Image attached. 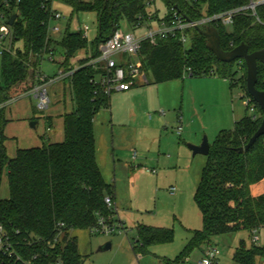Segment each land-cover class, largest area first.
Masks as SVG:
<instances>
[{
  "label": "trees",
  "instance_id": "trees-1",
  "mask_svg": "<svg viewBox=\"0 0 264 264\" xmlns=\"http://www.w3.org/2000/svg\"><path fill=\"white\" fill-rule=\"evenodd\" d=\"M72 13L95 11L99 35L89 44L80 30L72 31L67 22L61 39L65 70L74 69L73 58L86 49L93 57L100 54L99 44L111 37L115 29L147 17L159 0H65ZM169 18L172 8L189 19L214 14L244 5L248 0H161ZM5 12L8 20L17 14L11 30V44L22 42L16 52H1L0 88V190L5 176L9 196H0V225L6 230L13 255L0 258L1 264H82L78 239L71 232L90 229L101 215L112 213L105 203L114 195L97 160L94 120L104 106L109 107L111 95L96 81L102 69L86 64L76 69L69 82L74 107L64 114V140L45 142L42 146L19 148L15 157L7 152L5 103L29 92L38 82V72L45 53L50 52L54 39L50 25L56 9L53 0H8ZM156 8V7H155ZM156 11H159L156 9ZM154 18L161 17L156 12ZM222 48L232 50L242 42L249 52L264 49V27L254 23L250 15H239L231 25L216 26ZM191 43L184 45L176 38L163 39L157 45L148 42L141 50L143 69L153 76V83L175 78L218 75L230 81L231 88L239 83L247 92V65L237 60L222 62L209 47L208 38L198 30L190 32ZM237 62L239 75L234 71ZM257 87L264 90V63H258ZM150 83V82H149ZM136 86V85H135ZM255 102V101H254ZM257 118L246 114L234 128L221 130L210 147L207 162L195 192V201L202 214L203 226L193 232L189 245L175 262L179 264L188 253L202 244H211L221 235L264 228V136L248 150L239 151L259 128L264 112L255 102ZM135 248L144 251L150 245L171 242L173 228L141 224L137 228ZM61 237V239H60ZM264 259V244L240 241L233 253L236 264H258Z\"/></svg>",
  "mask_w": 264,
  "mask_h": 264
},
{
  "label": "rangeland",
  "instance_id": "rangeland-1",
  "mask_svg": "<svg viewBox=\"0 0 264 264\" xmlns=\"http://www.w3.org/2000/svg\"><path fill=\"white\" fill-rule=\"evenodd\" d=\"M7 3L8 0H0V28L8 21L5 12L6 7L9 6ZM53 7L62 12L63 17L53 22V24L59 25L62 31L53 35L55 42L52 48L54 50L52 54L45 53L41 61L40 71L49 76H54L61 69V64L58 62L64 56L61 39L68 21H70L72 31L79 30L82 25L89 26V44L95 41L99 35V22L95 11L72 13L70 5L65 0H53ZM149 10L160 16H165L167 12V8L161 0L152 5ZM122 26L124 29L135 31L129 28L126 22H123ZM226 28L231 30L232 27L227 25ZM1 34L0 32V88L2 85L1 52L4 49L16 52L23 48L20 41L14 47L12 46L11 34L3 37ZM76 57L71 61L74 62V67L79 68L85 65L82 64L81 59L75 60ZM116 59L119 60L120 57L116 56ZM234 71H237L239 75L240 70L237 62L234 65ZM60 86V82L56 81L47 87L48 95L51 98V105L48 108L41 110L38 107V98L33 94L22 96L24 93L5 104V117H22L28 111L33 117L32 121L38 122L37 128L34 129L31 125L32 121L29 120L28 126L33 127L32 132L42 133L45 128L48 132L49 124L46 122L45 125L44 120L49 113L57 112L56 110L52 111V106L59 99ZM117 94L120 93L114 92L111 95V109L104 106L95 116L99 165L106 180L115 186L120 198L125 202V208H129L130 212L132 210L137 212L136 208L144 212L145 220L138 221L173 228L174 239L171 242L150 245L146 250L138 251L135 248L138 222L137 224L133 222L135 224L132 225V228L129 226L127 232L120 234L110 235L90 229H76L71 234L78 239L82 264H165L166 262H175L186 252L193 232L203 226L202 214L195 201V192L201 179L203 167L207 162V155H193L190 152L189 161L186 160L179 165L168 167L153 161L145 165V171H141V169L132 166L133 164L128 168L124 167V163L131 162L129 157L126 158L124 154H129L132 148L136 154H156L154 156L157 157L166 156L174 151L179 152L178 140H181L187 129L184 127L182 135L179 136L177 115L181 113V106H184L188 116L187 121L193 124L194 133L198 134V143L201 144L207 137L212 145L221 130L233 129L237 120L250 114L245 105L246 88L241 83L231 88L230 81L218 75L191 77L187 74L185 78L153 83V76L150 73L146 81L137 78L135 87L116 98ZM1 106L3 105L0 104V112ZM149 121H153L152 124L157 126L150 128ZM43 141L44 143L49 142L47 139H43ZM186 142L195 144L189 140ZM12 144L10 151H12ZM147 169H155L158 173H147L149 172ZM139 174L145 176L147 181L144 183L146 184L145 189L138 192L135 200L134 183H138L139 180L136 181L135 178ZM172 188L176 189L175 195L171 193ZM257 235L259 240L256 244H264V228L260 229ZM242 240H245L248 245L252 244L253 237L248 230L216 237L212 241L213 244H209L216 245L221 251L216 264H236L233 260V253ZM109 241L112 242V247L104 249V245ZM206 248V244H202L191 250L183 260H180L179 264H197V261L204 256ZM258 264H264V259H259Z\"/></svg>",
  "mask_w": 264,
  "mask_h": 264
},
{
  "label": "built area",
  "instance_id": "built-area-1",
  "mask_svg": "<svg viewBox=\"0 0 264 264\" xmlns=\"http://www.w3.org/2000/svg\"><path fill=\"white\" fill-rule=\"evenodd\" d=\"M8 4L9 2L7 5ZM171 13L169 18H164L162 16L154 18L153 13L149 11L147 17L143 16L132 25L126 22L129 28L135 30L133 32L124 29L122 25L119 26L115 29L110 38L99 44L98 49L100 54L97 57H93V52L90 48L79 53L82 57L80 58L81 60L88 59L86 64H91L96 69H102V72L96 76V81L100 83L103 87V91L107 95L110 96L117 91L130 90L136 85L137 78H141L145 81L147 80L141 56V50L145 42L151 45H157L160 40L176 38L184 45L189 46L191 43L190 32L194 29H207L210 26L232 25L235 18L239 15H250L253 17L254 23L264 27V0H248L244 5L219 13L206 14L197 19H189L175 8H172ZM62 17V12L56 10L50 25V34L53 39V35L62 31L61 27L53 24V22L55 20H60ZM79 30L83 33V36L88 39L89 26L82 25ZM0 32L2 33L1 37L12 35L8 21L0 28ZM53 50L54 49L51 48V54ZM116 56H119L120 59L117 60ZM63 60L64 56L58 62L61 64ZM237 61L238 64H241L244 59H237ZM76 69L78 68L75 67L71 70H65V68L61 66L59 72L54 76H47L39 71L37 75V84L24 95L33 94L39 100L38 107L44 110L49 107L51 102L47 87L56 81L71 78ZM245 96V105L247 109L254 118H257L254 100L249 95ZM177 131L179 134H182L183 126L179 125ZM133 156L136 157L137 154H133ZM147 170L152 173L157 172L155 169ZM172 192L175 194L176 189L172 188ZM105 203L111 208L112 213L107 216L101 215L92 230L110 235L127 232L128 228L125 223L116 216V207L113 197L106 196ZM258 231L259 230H255L253 233V242L255 243L259 240V236L257 235ZM13 252L7 240L6 230L0 225V258L6 254L13 255ZM220 254L221 251L216 245H208L204 256L197 261V264H216ZM26 264L31 263L27 262Z\"/></svg>",
  "mask_w": 264,
  "mask_h": 264
},
{
  "label": "crops",
  "instance_id": "crops-1",
  "mask_svg": "<svg viewBox=\"0 0 264 264\" xmlns=\"http://www.w3.org/2000/svg\"><path fill=\"white\" fill-rule=\"evenodd\" d=\"M80 58H82L81 55L76 57L75 60L80 59ZM72 63H74V62H72ZM47 76H49V75H47ZM57 82H60V85H61L60 90L61 91H60V94L58 93L59 99L57 101H55L53 104L54 106H52V111L56 110L57 112L55 111L56 112L55 114L53 112L49 113L47 115L46 119L45 120L43 119L45 125H46V122H48V124H49L48 132L46 131V128L44 129V131H42V133L32 132L33 127H34V129L37 128L38 122L36 121V125L33 126L32 128H30V126H28L29 120H31V121L33 120V117L30 116L31 113H29L28 111H26L22 115V117L7 118L8 122H7V125L5 127V134L7 136V140H6L7 152H8V155L10 156V158L15 157L17 150L19 148H30V147L42 146L44 144L43 139H47L50 142H61L64 140V136H65V133H64V114L66 112L71 111L74 107V103L72 100L73 94H72V89L70 87L69 82L67 83L65 80H61V81H57ZM130 90L117 91V93H120V94H117L116 98L119 97L118 95H120V96L124 95L126 92H128ZM68 92H69V94H68ZM22 96H25V95H22ZM70 97H71V100H70ZM111 99H112V96L110 98V105H109L110 108L109 109H111V103H112ZM58 104H60L62 106H59ZM50 105H51V102H50ZM180 108H181L180 109L181 113L177 115V117L179 119V125L183 126V130H184V127L187 129L185 130L184 136L181 138V140H178L177 147L180 148L179 152L174 151L173 153L166 154V156H163V157L154 156L156 154H139V153H137V156L134 157L133 154H136V152L132 148L129 151V154H124V155H126V158L129 157L128 159H129V161H131L130 163H128V162L124 163V167L128 168V167H131V165L133 164L132 166L139 168L142 171V170H144L145 165H147L148 163H152L153 161H157L161 164L167 165L168 167L174 166V165H179L180 163L185 162L186 160L189 161L188 158L190 157V152H192V150L190 149V147L188 148L190 143L186 142V140L194 142L195 144H199L198 143L199 137H198V134L194 133V131L192 129L193 124H191L189 121H187L188 116L186 114L184 106H181ZM162 112L164 113L163 110H162ZM159 119H162V118L159 117ZM152 123H153V121H149L150 128H154V126H157L156 124H152ZM94 124H95V120H94ZM181 135L182 134H180L179 136H181ZM11 143H13L12 144L13 145L12 151H10ZM185 145H187V146H185ZM186 149H189V150H186ZM97 160H98V158H97ZM98 164H100L99 161H98ZM100 168H101V166H100ZM101 171H102V168H101ZM147 173H150V172H147ZM156 173H158V171ZM102 174L104 176L103 171H102ZM104 178H105V176H104ZM135 179H136V181L139 180V181H137L138 182L137 184L134 183V195H135L134 199L136 200L138 192H142L143 189H145L146 184H144V183L147 181V178L145 176H142V174H139ZM105 180H106V178H105ZM3 184H4V188H3ZM114 189H115V186H114ZM171 193H172V195L176 194V192H175V194H173L172 190H171ZM0 196L2 198H7L9 196L8 180H7L6 176H5L3 183H2V186H1ZM113 200H114V204L116 207V212H115L116 216H117V218L122 220V222L125 223L127 228H130V227L132 228V225L135 224L133 222H136V224L138 222V226L141 224H145L144 222L143 223L140 222L142 220H145L144 219L145 218L144 212L141 211L139 208H136V207L135 208L137 209V212H133V210L130 212L129 208H125V202L123 201V199L120 198L119 193L116 191V189L114 190ZM138 220H140V221H138ZM145 225H150V224L147 223ZM138 226H137V228H138ZM150 226H158V225L152 224ZM158 227H161V226H158ZM208 245L209 244H206V247Z\"/></svg>",
  "mask_w": 264,
  "mask_h": 264
},
{
  "label": "water",
  "instance_id": "water-1",
  "mask_svg": "<svg viewBox=\"0 0 264 264\" xmlns=\"http://www.w3.org/2000/svg\"><path fill=\"white\" fill-rule=\"evenodd\" d=\"M16 18L17 14H13L8 20V24L10 26L13 25ZM197 30L208 38L209 47L212 52H214L218 60L222 62H232L237 59H244L247 65V92L264 112V90H260L257 87L259 72L258 63H264V49L250 53L248 45L242 42L232 50L226 51L222 48L221 36L217 27L210 26L207 29L197 28ZM31 125L35 126L36 121L31 122ZM261 136H264V118L257 131L249 139L248 143L245 146L239 147L238 150H248ZM189 147L194 155H208L211 144L209 143L208 138L205 137L201 144H189ZM111 247L112 242L109 241L104 245L103 248L110 249Z\"/></svg>",
  "mask_w": 264,
  "mask_h": 264
}]
</instances>
